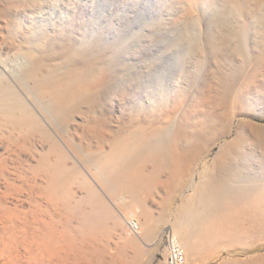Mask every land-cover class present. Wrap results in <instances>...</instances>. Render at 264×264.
Returning <instances> with one entry per match:
<instances>
[{
  "label": "bare ground",
  "instance_id": "6f19581e",
  "mask_svg": "<svg viewBox=\"0 0 264 264\" xmlns=\"http://www.w3.org/2000/svg\"><path fill=\"white\" fill-rule=\"evenodd\" d=\"M58 1L0 0V51L15 56L24 55L28 58L31 65L25 70L24 78L31 83L34 92L32 97L37 101L38 96L44 100V105L40 109L42 113H38L50 118H58L67 124L70 120L73 121L77 114L81 115L85 112L83 111L84 103H101L100 100L106 98L108 86L118 74H115V66H117L115 57L119 52L123 54V58L125 56L121 50L145 47L150 51V41L157 32L163 34L176 22L187 23L194 20L192 11L200 3V0H102V4L97 5L96 0H65V14L56 16L54 10ZM243 1L247 0H233L235 7L241 11H244L246 7ZM156 4L167 8V13L160 20L155 17L153 10ZM228 6H224L223 9L226 10ZM235 7L233 9L237 10L238 8ZM142 18L147 19L149 24L144 26L146 22ZM49 19L53 21L47 24ZM137 21L142 23L136 24ZM222 22L225 21L222 20ZM218 23L220 25V22ZM218 23H215V27ZM262 24L257 33L262 34L264 39ZM228 26L229 30L232 29V26ZM219 28L217 27L216 31ZM228 29L226 30L229 31ZM214 34L209 36L212 37ZM221 34L225 35L223 32ZM206 38L208 40V37ZM206 38L203 41L205 46L208 43ZM221 38L222 42L225 36ZM210 42L214 47L216 43H219L215 39L212 41L209 39ZM230 42L229 44L225 42V46L223 45L220 51H217L215 47L211 54L214 55L212 59L216 60L217 66L223 63L224 70H230L235 65L234 56V63L230 60L231 58L229 59V52L233 49L229 48ZM236 44L234 52L231 53L240 55V58L242 57L240 61L249 62L251 56L247 52L249 49L245 41H239ZM208 48H205V51ZM188 51L192 55L198 54L197 60L202 61L201 49L192 46ZM133 53L130 54L133 55ZM262 55L264 62V54ZM221 57H227V61H221ZM207 59L209 58L205 60ZM123 61L126 62L124 59ZM230 74L234 76V73L230 72ZM259 76L260 80L264 79V69ZM209 79L212 87L204 88L203 97L190 99L192 102L186 101L190 90L185 92L180 87H176V94L170 95L169 90L161 89L165 85L161 86L160 83L161 87H156L155 82L151 84L152 86L149 84L150 88L146 84V99H141L142 101L139 102L138 91L145 85L146 80L137 78L130 81L132 92H129L126 98V103L133 107L134 113L130 110V114L120 116V120L116 119L115 123L105 113L93 115L84 113L87 116H81L82 118L78 119L81 121L73 124L69 134L60 140L64 146H70L73 149V155L82 156L81 151H78L77 142L86 151H94L89 159L84 158L86 162L90 160L94 177L111 195L120 196L129 193L136 206L135 210L145 217V222H141V231L146 229L147 232H151L156 223L147 213V208L142 202V194L147 193L146 188L152 190L156 187V181L164 179L166 193L173 194L176 191L171 184L182 178V169L185 166L201 164L216 141L221 139L225 141L224 138H228L229 134L233 133L234 137L221 145L217 152L215 151L212 161L208 164V171L202 176V180L208 186L196 189L193 199L187 200L188 202L184 205L183 222L187 232L179 233V228H176L177 236L184 249L191 252L194 257L207 256L206 254H209L212 248H209L210 243L215 242L217 236L228 235L229 229L227 230L226 226L230 223H236L234 226H238L239 232L249 233L254 242L261 235L256 232L264 230V127L254 124L253 120L243 112L242 98L249 92L245 89L246 87L244 88V84H248L249 80L244 79V82L241 85L237 84L235 88L232 86L225 88L216 74ZM19 84L22 88L23 81ZM251 85L254 88L251 83L248 88H252ZM167 86L165 88H168ZM255 99L252 100L255 101ZM23 100L19 93L9 89L8 85L0 86V124L8 128L9 136H13L12 141L32 147H34L32 140L39 138L46 142L45 147L40 146L42 149L30 166L32 175L36 177L41 175L44 179L43 183L37 184L38 197L36 196L37 199L33 201L38 210L33 214L41 219L43 212H47L53 218L52 221L57 220L60 223V229L41 220L42 224L39 226L41 236L33 243L43 256H39L42 259L40 263L87 264L93 254L84 247L83 241L91 239L97 231L106 232L108 219L112 220L115 227H121V218L106 204L94 184L83 176L75 164V159L73 162L72 157L48 131L39 115ZM260 100L262 104L261 97ZM169 101L171 102L168 103ZM171 103L173 107L169 106ZM185 106L191 117L185 116L183 114L185 111L182 112L180 117L177 115L180 122L174 126L167 117L175 109L178 110L177 107L185 110ZM116 123L120 126L118 129H115ZM9 160L8 151L0 152V226L2 229L4 227V233H10L11 228L13 231L15 217L20 218V213L17 214L13 206H10L9 192L14 188L15 181H12L13 178L9 173ZM144 165H147L149 169H145ZM213 182L223 184L225 189L220 191L217 183ZM74 183H78L82 189L80 196L77 195L78 190L74 187ZM122 199V206L127 210L131 207L129 203L131 200ZM241 223L243 224L240 225ZM19 232L22 231L19 230ZM213 235L216 237L214 238ZM14 238L13 233L0 237V264H21L19 252L14 247L12 249L11 244ZM258 245L254 244L252 248H246L245 259L239 263L264 264V251L262 248L259 249ZM31 249L32 247L28 250L31 251ZM37 259L39 260L38 257ZM206 259L205 257L204 261ZM107 262L124 264L121 257L117 260L109 258Z\"/></svg>",
  "mask_w": 264,
  "mask_h": 264
},
{
  "label": "rangeland",
  "instance_id": "374dc122",
  "mask_svg": "<svg viewBox=\"0 0 264 264\" xmlns=\"http://www.w3.org/2000/svg\"><path fill=\"white\" fill-rule=\"evenodd\" d=\"M234 1H237V0H234ZM199 2L200 3H198L195 6L194 10L192 11L193 13L192 15L195 17V19L190 20L187 23H184L183 21L176 22L172 25L173 28L171 27L169 30H167L163 34L162 32H159V33L157 32L150 41V46H151L150 51L149 49L146 50L145 47H142L140 49L126 48L125 50L124 49L121 50L120 48L121 52L122 53L124 52L125 56L123 58V54H120L119 52V54L117 55L119 60L117 57H115L117 60V61L115 60L116 65H117L115 66V69H116L115 74L116 73L118 74H116V78L110 84L111 86L110 85L108 86L109 88H108V93H107L106 98L101 99L100 100L101 103L99 102L94 103V104L84 103L83 105L87 106V107L83 106V109H84L83 111H85L84 113H87V114L89 113L91 115H93L94 113L95 114L105 113L108 117L110 116L113 119L112 120L113 123H115L116 119L120 120V116H126L130 114L129 113L130 110L132 113H134L135 111L134 109H132L133 107L128 106V104L126 103V98H128L127 94L129 92H132L130 91L132 88L130 87V84H131L130 81H134L137 78H143V79L145 78L146 80V81L144 80L145 85L141 88L140 91H138L139 98H140V99L138 98L139 102L142 101L143 99L144 100L146 99L145 97L146 95L145 87L147 86L146 84L153 85L154 82L156 83L155 84L156 87L157 86L161 87L165 85L163 86V88L161 87V89L167 90V91L169 90L168 92L170 93V95L176 94L175 93L176 87L177 88L180 87V89H182L185 92L190 90L189 91L190 96L188 95L186 97V101L192 102L190 101V99L193 100L194 98L199 99L203 97L204 88L212 87L209 77H212L213 75L216 74V76H219V79L222 80V84L225 88H228L227 86H232L235 88L237 84L241 85V83L244 82V79L249 80L248 84H244V88L246 87L245 89L247 90V92L248 91L249 92L251 91V92L246 93L245 96H243L242 98L243 112H245V115H247V117L249 116L250 119L253 120L254 124L264 127V117H262L264 116V96H263L264 92H261L263 93V95L260 93V91H264V83H262L264 79L260 80V76H259L264 69V62H263V57H262L263 56L262 54H264V51H263L264 50V39H262V34L258 35L257 33V30L262 23H263L262 25L264 26V20H263L264 0L243 1V4L246 6L244 8V11H241L238 7H235L236 5H235V2H233V0H229V1L228 0H200ZM96 4L101 5L102 0H96ZM224 6H228L229 9L228 7L226 10L223 9ZM234 7L238 8L239 10L233 9ZM259 8L261 9L259 10ZM153 10L155 11V17L158 20H160V18L165 16V14L167 13L166 6L161 5V4H156V6L154 5ZM229 10H233L234 12L229 11ZM54 11H55L54 14L56 16L58 15L62 16L63 14H65L66 12L65 0H59L57 5L55 6ZM144 12H145L144 16H146V11ZM232 12L234 13V15L232 14ZM235 14H238V15L236 16ZM142 19L146 22L144 26L149 24L147 19H144V18ZM222 20H224L226 23L222 22L223 23L222 24L221 23ZM51 21H53V19H49L47 21V24H50ZM214 21H216L215 22L216 24L220 22L221 27L219 23L217 27L218 28L220 27L221 29L219 28L220 31L218 29L217 30L219 32L222 31L223 35L225 34L224 35L225 38L227 37L226 39L224 38V36H222L221 34L222 32L219 33L218 31H216L217 27H215L216 25ZM227 22L230 24H228ZM141 23H142L141 21L136 22V24H141ZM211 23L214 25H212ZM231 24H233L234 26ZM211 25L214 27H212ZM228 25L232 26V29H230L231 31L228 29L229 28ZM134 28L136 29L137 27H134ZM226 29H228L229 31H227ZM213 33H215L216 35L214 34L215 36L212 35V37L209 36ZM227 33L228 35L230 34L231 37L232 35H234L233 37L237 40H235L233 37L231 39L230 35H229L230 37L229 38L228 35H226ZM220 36L224 38L222 42H221L222 38ZM206 37H208V40ZM205 38L208 41V43H206V46H205V42H203L205 41L204 40ZM209 39L210 41L215 39L216 42L222 43V44L221 43L219 44L215 42L216 43L215 47L217 48V51L222 50V47L225 42L229 44V42L231 41L229 48L231 49L233 48V49L230 50L229 52V59L231 58L230 60H232L233 62V56H234V62H235V65L233 67L234 69L230 68V70H226V69L224 70L225 66L224 67L222 66L223 63H220L218 64L219 66H217L216 60L212 59L214 55H211L213 53V50H215V47L211 42L209 43ZM130 40L132 41V39ZM238 40L245 41L246 45L248 46L249 50L247 52L249 53L251 57L249 56L250 60L247 63H245L244 61L243 62L240 61L242 60V57L240 58V55L231 53V52H234V46L236 47L237 45L236 43L239 42ZM233 41L235 43L232 44ZM191 45L196 46L198 49L202 50L201 51V55H202L201 62L197 60L199 59L198 57H196L198 54L192 55L188 51L189 48L192 47ZM207 47H209L210 49L208 48L205 51V48ZM208 50H210L209 51L210 53H208ZM125 52L129 54L130 53L132 54L133 52L134 53L133 55L131 54L128 55L127 53L125 54ZM205 53H208L210 55L209 56L208 54L205 55ZM205 57L209 58L207 59L208 61L205 60L206 59ZM127 58H128V61H127ZM123 59L126 60V62L123 61ZM221 59H220L221 61H227V57L225 58L221 57ZM205 62L207 63V65ZM185 63H186V66L184 67ZM30 65H31L30 61L24 55L15 56V55H11L8 52L0 51V86L8 85L9 89L11 88L15 90L16 92H18L19 95L22 97V99H24L23 101L31 109H33V111H35L39 115L41 121L45 124L48 131L53 135L55 139L57 138L59 143L65 148V150L72 157L73 162L75 159V164L80 169L83 176H85L87 179H89L94 184L97 190L101 193L106 204L113 210L114 213H116L121 218V221H122L121 227H115V225H113L112 223V220L108 219L106 221V223L108 224V226L106 227V232L97 231L96 233H94V236L91 237V239H87L86 241L85 240L83 241L84 247L87 250H90V252L93 254V257L88 259L89 263L87 262L86 263L87 264H106V263L110 264L109 262H107L109 258L117 260L118 258L121 257L124 261V264H160L161 259L165 254V242L162 239L161 234H160L162 229L165 226H171L176 236L178 235L176 233V228H179V233L182 232L183 234H185L187 232V228L183 222L184 205L188 202L187 200L191 201L193 199V194L196 189H199L204 186H208L207 183H205L202 180V176L206 171H208L209 169L208 164L212 161L214 154L220 149V146L225 144L227 140L233 138L234 134L233 133L229 134L228 138H224L225 141L223 139L216 141L213 147L210 148L211 150L209 151L207 157H205L204 161L201 162V164L199 163L198 165L191 166V167L185 166L181 171L182 178H180L178 181L171 184L174 191H176L173 194L166 193L164 189V185H165L164 179L156 181V185H155L156 187H153L152 190H150V188L148 187L146 188L147 193L142 194V202L145 204L147 208V213L151 216V218H153V221L156 223V225L153 226L151 232H147V230L145 229L143 231L144 233L141 231L140 235H136L129 230L127 226V221L133 218L138 221L140 228H141V222H145V217L143 215H139V213L135 210L136 206L134 205V202L131 199V195L129 193H125L120 196L119 195L114 196L106 192L102 188L98 180L94 177V174L92 171L93 168L90 164V160L86 162V160L84 159V158L89 159L91 157V154H93L94 151L93 152L86 151L84 147H82V145L79 144V142H77L76 144L79 145L77 147L79 149L78 151L79 152L81 151L80 153H82V156L77 155V154L73 155V149L70 148V146H64L62 141H60L62 137H65L66 135L69 134V131H70L69 129H71V126L73 124H75L78 121L79 122L81 121V120H78L82 118L81 116L83 115L87 116V115H85L84 113H81V115L77 114L76 117H74V120L73 121L70 120L68 124L65 122H62L58 118H50L44 114L40 115L39 113H42L40 109L42 105H44L43 104L44 100L41 99L39 96L37 97L38 101L32 97L33 95L32 93L34 92L32 91L31 83L24 78L25 70L28 69ZM150 67L152 68L150 69ZM172 71L174 74L172 73ZM230 72L234 73V76H232ZM251 73L253 74L252 76H251ZM192 75L194 77H192ZM22 81H23V87L20 88L21 86L19 83H21ZM259 81H262V82L260 83ZM187 83L188 84L190 83V85H187ZM250 83L253 84L254 88L256 87L255 90L252 87V85H251L252 88H248L250 87ZM166 84H168L169 86H167ZM150 85L147 87L150 88ZM166 86L168 88H165ZM193 90L195 93L193 92ZM247 94H249V96H247ZM260 97L263 100L262 104L259 102L261 101ZM251 98L252 99L256 98L257 100L255 99L254 101ZM245 100H247L246 101L248 102L247 104ZM121 101H122V104H121ZM170 102L171 101H169L168 103ZM169 106L173 107V103H171V105L169 104ZM186 107L187 106H185V108ZM177 109L178 110L175 109V111L167 117L171 120V123H173L174 126H176L180 122V120L178 119L180 117V114L182 115V112L185 111L183 114H185V116L191 117L190 112L187 111L188 110L187 108L185 110H181L182 107H177ZM248 109H251V110L248 111ZM99 111L100 113H98ZM255 111H257L256 114H255ZM107 113L108 114L111 113V114L108 115ZM177 115H179V117ZM48 125H50L51 128L48 127ZM119 127H120L119 124L116 123L115 129H118ZM7 129L8 128L6 126H3L0 124V145H1L0 152L8 151V153H10L9 166L11 169L9 168V171H10L9 173L11 174L13 178L12 181H15V182H13L14 188H12V190L9 192V200L11 202L10 206H13V208L15 209L14 211L17 214L20 213V218L15 217L14 224H13L15 226L12 225L13 231L11 228L10 233H4L3 232L4 227L2 229L0 226V235H1L0 237H3V236L6 237L7 235L12 234V233L14 234V237H15L13 239L14 242H12L11 245H12V249L14 247L19 252L18 257L20 256L19 258L21 259V264H36L38 261L39 263L37 264H42L40 263L42 259H40L41 257H39L42 255H40L39 250H37V248L33 244L34 241L38 239L39 236H41V230L39 228V226L42 224L41 220L47 221L49 222V224L60 229V226H59L60 223L56 219H55L56 221H52L53 218H51L50 214H48L47 212H43L44 216L41 215V219H38L37 215L33 214L34 211L38 210L36 207L35 201L33 200H35V198L37 199L38 193L36 191H37L38 185L43 183L44 179L41 175H38L37 177L35 175H32L30 166L31 164L34 163L35 156L37 155V153L41 151L43 146L45 147L46 142L45 140L38 138V139H35L34 141L32 140L33 142L31 141V143L34 144V147L29 146V145L18 144L12 141L13 136L12 135L9 136V132L7 131ZM43 143L45 144L43 145ZM6 145L8 147H6ZM37 149L38 151H36ZM144 166L146 167L145 169H149L147 165H144ZM28 177L30 178L28 179ZM20 179L21 180L24 179V180L21 181ZM213 183L216 184L217 182H213ZM216 185H218L217 187L220 188V191H223L225 189L223 184L221 185L217 183ZM74 187L78 190L77 195L80 196L82 194L81 192L82 189L79 187L78 183H74ZM122 198H124V200L126 201L131 200L129 201V203H131V207L130 208L128 207L127 210L124 209L122 206V203H121L123 201ZM42 199L44 200L43 197ZM38 200H40V198ZM26 209L28 210L25 211ZM131 213L133 214L131 215ZM235 224L236 223H230L229 225L226 226V229L227 230L229 229L228 235L226 237L217 236V238H215L216 236L213 235L216 240L215 242L213 241L210 243L209 248L211 247L212 248H211V252L209 254H206L207 256L200 255L199 257L198 255V257H194L191 252H187L185 250L187 264H227L228 262H230L231 264H238L239 261L241 263L242 260L245 259L246 248L250 249L253 247L254 244H257V245L259 244L257 247H259V249L262 248V251H264V233L262 232L264 231L263 229L260 232L259 231L256 232L257 234L261 233V235H259L260 237L257 239L256 242H254V240L251 239V236L249 233H246V232L243 233L242 231L239 232V230H237L238 226H234ZM242 224L243 223H241L240 225ZM17 230L18 232H16ZM19 230H21L22 232H19ZM234 235H237L236 236L237 238ZM15 239L17 241H15ZM23 242H25V244ZM261 242L262 244H260ZM26 245H29V247L31 246L32 249L34 248L33 249L34 251H32V249L31 251H29L28 249H30L31 247L28 248V246ZM261 245L262 247H260ZM26 248H28L27 251H26ZM204 249H206L205 246H204ZM37 257L39 258V260L37 259ZM205 257L207 259L204 261ZM31 260L36 261V262H32Z\"/></svg>",
  "mask_w": 264,
  "mask_h": 264
},
{
  "label": "built area",
  "instance_id": "2783aa9c",
  "mask_svg": "<svg viewBox=\"0 0 264 264\" xmlns=\"http://www.w3.org/2000/svg\"><path fill=\"white\" fill-rule=\"evenodd\" d=\"M127 226L132 233L140 235L141 228L137 220L129 219ZM161 237L165 242V254L160 264H187L186 251L171 226L162 229Z\"/></svg>",
  "mask_w": 264,
  "mask_h": 264
}]
</instances>
